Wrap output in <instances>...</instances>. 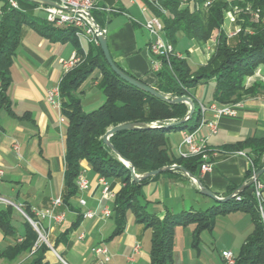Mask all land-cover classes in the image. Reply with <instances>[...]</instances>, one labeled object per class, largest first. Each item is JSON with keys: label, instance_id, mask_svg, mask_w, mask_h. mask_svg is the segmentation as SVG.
<instances>
[{"label": "crops", "instance_id": "obj_1", "mask_svg": "<svg viewBox=\"0 0 264 264\" xmlns=\"http://www.w3.org/2000/svg\"><path fill=\"white\" fill-rule=\"evenodd\" d=\"M16 3L17 9L30 14L32 21L41 23L44 20L41 5L23 0H16ZM104 3L114 10L105 14L106 18L100 19L101 23L98 24L106 29L111 58L130 76L153 86L156 83V72L152 69L149 36L142 27L144 20L152 16V13H142L140 7L143 4H134L131 0H105ZM2 5L3 2L0 1V17ZM214 44V40L198 44L194 54L195 62L204 66L215 50ZM89 46L91 45L82 43L78 47L82 54H86ZM75 52L77 48L69 40H53L41 35L31 26L25 25L22 28L21 40L10 67V84L6 90L10 111L0 105V168L3 171L0 177V198L9 200L10 205L21 216L23 214L15 205L21 210L23 207H30L31 211L43 212L51 209L53 201L63 193L67 122L61 110L49 104L47 92L60 84L64 76L62 62L70 59ZM98 76L99 73L95 70L80 86L79 96H84L88 91L93 98L96 96L93 89H97ZM262 79L263 67L253 77L246 79V85ZM206 85L207 83L199 85L194 90L198 105L214 102V89L211 99L203 102V87ZM101 102L99 97L96 104ZM237 104L236 117H221L215 121V134H211L206 126L199 127V124L195 130L196 138L204 139L206 148L217 153L212 159L213 170L202 173L198 167L195 176L218 198L238 192L248 182L247 172L251 165L249 158L237 155L236 151H230L228 147L246 139L264 138V92L245 97ZM206 119L210 121L212 117L208 115ZM184 132L186 131L166 135L170 151L176 159H180L184 151L181 146ZM260 163L264 164V156ZM80 166L82 176L89 182V189L83 193L78 192L71 201L72 209L63 204L54 208V215L63 214V220L55 222L34 214L40 224V232L52 247L51 249L47 245L49 251L45 253V261L48 264H99L102 256L95 255L92 250L104 247L111 256L106 264H150V248L142 246L148 229L137 223L133 214L129 213L124 231L120 235H114L117 223L111 216L104 218L102 215L105 208L112 215L114 198L123 186L121 181L105 179L113 193L112 198L106 199L102 196L100 176L91 169L87 161H81ZM258 181L264 185V173ZM79 198L85 201V208L79 205ZM139 202L149 214L159 219L166 213L179 215L183 212L205 211L217 204L201 195L197 185L185 174L174 171L162 173L144 185ZM7 206L8 204H0V210ZM85 209L92 211L94 216L83 218ZM22 217L27 220L24 215ZM221 221H225V229L216 230L217 223ZM13 228L14 236H5L0 230L3 236L0 264H24L29 259L31 264L32 256L27 253L14 260L1 257L8 247L14 246L24 235L23 230ZM180 228L178 226L174 229V252ZM185 229L193 236L194 225H188ZM212 230L209 232L215 235L214 241L229 234L234 241L241 242L242 246L252 230L251 217L242 210L218 215ZM136 246L139 249L134 252ZM63 257L70 263H66ZM128 258L132 260L128 261Z\"/></svg>", "mask_w": 264, "mask_h": 264}, {"label": "trees", "instance_id": "obj_2", "mask_svg": "<svg viewBox=\"0 0 264 264\" xmlns=\"http://www.w3.org/2000/svg\"><path fill=\"white\" fill-rule=\"evenodd\" d=\"M0 1L3 2L0 17V105L5 110L10 111L6 96L11 80L10 67L25 25L53 40L71 41L83 59L77 67L64 74L59 84L61 114L67 122L64 187L61 196L64 206L72 209L71 201L78 195L76 180L81 173L80 163L85 160L100 177L118 179L123 184L114 198L111 215L117 223L114 235H120L124 231L127 214L132 213L137 223L143 224L145 229L151 231L150 264H173L176 227L194 225L195 246L202 231H212L215 217L239 210L250 215L252 230L242 244L239 255L235 257V264H264V227L258 203L253 195V185L238 193L240 200L234 197L205 211L183 212L179 215L166 213L159 219L146 211L139 198L142 187L160 174L139 184L132 182L128 169L103 143L104 134L117 125L159 123L160 125L154 128L117 132L109 138V142L115 151L133 166L138 175L178 165L195 176L201 164L200 158L176 159L170 151L166 135L183 131L194 132L200 122L199 110L198 114L195 111L191 119L181 125H164L165 122L181 120L187 114L188 106L183 103H170L124 82L108 66L99 46H89L87 55L83 56L72 30L56 29L45 20H41V23L32 21L27 12L11 8L8 0ZM139 2L148 8L152 16L161 21L164 38L173 48L179 34L202 45L216 33L214 53L204 66L192 71L185 58L161 57L160 70L155 75L156 83L153 86L141 81L142 83L169 99L189 97L194 107L198 105L194 90L210 80H214L213 99L218 104H236L245 97L257 96L264 92V83L256 82L250 87L246 86V79L254 76L259 68H264V0H213L208 6H205L206 0H194L191 6L188 3L184 8L180 0ZM235 6L243 9L249 6L253 13H257L259 20L252 22L249 13L241 14V31L233 36V43L229 44L233 37L228 38L223 30L224 16ZM93 15L99 25L100 19L106 18L102 12H94ZM95 70L99 73L96 78L97 89L105 100L98 108L85 112L78 91ZM228 149L247 152L244 154L251 162L247 172L248 182L253 174L264 167V164L260 163L264 156V138L239 141ZM262 207L264 210V202ZM22 210L32 221L38 222L30 207H23ZM13 211L15 209L11 205L0 210V230L5 236L15 235L12 226ZM47 251V244L39 243V234L24 219L22 239L14 246L8 247L1 257L14 260L27 253L32 256L31 264H48L45 261Z\"/></svg>", "mask_w": 264, "mask_h": 264}, {"label": "built area", "instance_id": "obj_3", "mask_svg": "<svg viewBox=\"0 0 264 264\" xmlns=\"http://www.w3.org/2000/svg\"><path fill=\"white\" fill-rule=\"evenodd\" d=\"M58 7H48L41 6L40 9L44 13V20L47 24L60 29L72 30L73 36L78 42V44L86 43L93 46H99L97 36L98 34L106 35V29L100 27L93 15L94 12H102L106 15L110 14L114 10L108 7L104 0H51ZM182 4H184L187 0H180ZM132 3L137 4L139 0H131ZM210 1L208 0L205 3V6H208ZM8 4L11 8L17 9L16 0H9ZM140 11L142 13L149 12L148 8L145 5L140 7ZM254 16L257 18L258 15L254 13ZM232 20V19H231ZM142 27L147 32L149 36V44L148 48L153 56L152 61V69L154 72H158L160 70V58L169 56H176L178 58H182L179 54H177L168 41L165 40L163 35V25L161 21L155 17L150 16L145 19ZM100 29V32H98ZM241 31L240 28L236 27L233 31H229L227 33L228 37H233L237 35ZM213 53V51H212ZM85 55V53L83 54ZM83 61L82 57L78 52H75L70 59L62 62V70L64 74H67L72 69L77 67ZM264 82V79H262ZM47 101L53 107L61 110V96L59 85L51 88L47 92ZM199 112H200V122L199 127L206 126L211 134H215L217 132V126L215 121L221 117H230L234 118L237 116V108L238 104H229L223 105L213 102L209 105L199 104ZM210 115L212 120L208 121L206 117ZM194 132H184L183 138L181 142V146L184 148L183 153H181V158H191V157H199L201 164L199 165V170L202 173H207L213 170L214 162L212 159L217 155L216 152L209 151L205 146V140H198L196 138ZM237 155L245 156L243 152H236ZM3 175V171L0 168V177ZM254 175V174H253ZM253 177V176H252ZM99 183L102 187V196L106 199L112 198L113 193L111 192L106 180L102 177L99 178ZM76 185L79 193H83L89 189V182L82 176L80 173L77 180ZM253 195L258 203V211L261 216V220L264 227V210L262 207V203L264 202L263 191L264 185L261 184L258 180H255L253 183ZM237 200H240V197L236 196ZM79 205L85 208V201L82 198H79ZM0 202H5L10 205V202L0 198ZM12 206V205H11ZM62 206L61 197L55 199L52 203L51 209L45 210L43 212L32 211L34 214H37L42 219L54 220L55 222H61L64 218L63 214L54 215V208ZM23 211V210H22ZM24 213V212H23ZM25 214V213H24ZM104 218H110L111 211L108 208H105L102 212ZM27 216V215H26ZM83 218H92L94 216L93 212L85 209L82 214ZM27 218H29L27 216ZM30 219V218H29ZM30 221H32L30 219ZM34 227L36 232L40 234L42 238L41 241L48 244L45 236L40 232V224L39 222H34ZM139 249L138 246L134 248V252H137ZM93 253L98 256H102V260L99 264H106L110 261L111 256L108 253L107 249L104 247L94 248ZM221 258L224 264H235V257L231 252L222 251ZM132 258H128V261H131Z\"/></svg>", "mask_w": 264, "mask_h": 264}, {"label": "rangeland", "instance_id": "obj_4", "mask_svg": "<svg viewBox=\"0 0 264 264\" xmlns=\"http://www.w3.org/2000/svg\"><path fill=\"white\" fill-rule=\"evenodd\" d=\"M207 1L208 0H206V2ZM226 1H232V0H226ZM193 2L194 0H187L184 4H182V8H184L188 3L191 6ZM243 13H249L251 15L252 22H258L259 17L256 18L254 16V13L249 6L244 9L238 8V6H235L232 8V10L227 11L224 16L225 20L223 24V30L226 35L229 31L230 32L233 31L234 28L236 27L241 29L239 25V20H240L239 18H240V15ZM241 23H242V20H241ZM56 29H60V28H56ZM213 40L215 41V44H214V48H215L216 47V33L213 34V38L210 41H213ZM232 40H234V37L233 39L229 40V44L233 43ZM197 46L198 44L194 40L189 39L181 34L177 36V43L175 45V49H176L175 51L178 52L182 58H185L187 60V63L192 71H196L200 67L199 63L195 62L194 60L195 49L197 48ZM212 46L213 44L211 45V47ZM86 55L87 53L83 56H86ZM251 77H248V78H251ZM256 82L264 83L263 81H255V82H251L249 86L247 85L246 86L250 87L252 84ZM213 89H214V81L210 80L207 82V85L203 87V93H204L203 102H207L211 99V93ZM93 90L96 93V96L94 98L92 97V95H90L91 94L90 91L85 92L84 96L80 95L81 106L85 112H89V111H92L93 109L98 108L105 100L104 96L98 89H93ZM99 97L102 99V102L100 104L99 103L96 104L97 99ZM195 109H196V114H198V110H199L198 105L195 106ZM3 199L6 200V198H3ZM6 201L10 202L9 200H6ZM0 204L2 206L7 205V203L5 202H0ZM22 216L17 211H13L12 224L14 227H16L19 230L21 229L24 232V217ZM225 225H226L225 221H221L220 223H217L216 230L223 229V228L225 229ZM178 230L179 231H177V236H176L175 252L173 251V264H224L221 258V252L223 250L231 252L234 257H237L242 247L241 242L234 241V239H232L231 235L229 234L227 236L223 235L221 239L214 241L213 239L215 238V235H212V233L209 232L208 230L201 232L199 241L194 246L193 236L188 234L187 229H185V227H181ZM19 233L21 234V232ZM0 236H1L0 237V248H2L3 247V242H2L3 236L1 235V233H0ZM150 237H151V231L148 229L146 239L144 238V240L142 241L143 244L141 243L142 246L145 247L146 245V247L150 248ZM40 242L42 241L39 238V243ZM174 253H175V256H174ZM63 260L66 261V263H70L69 260L65 257H63ZM29 263H30V259L24 264H29Z\"/></svg>", "mask_w": 264, "mask_h": 264}, {"label": "water", "instance_id": "obj_5", "mask_svg": "<svg viewBox=\"0 0 264 264\" xmlns=\"http://www.w3.org/2000/svg\"><path fill=\"white\" fill-rule=\"evenodd\" d=\"M29 3H33V4H37V5H41V6H48V7H58L53 1L51 0H23ZM98 32H100V29H98ZM98 39V43H99V47L100 50L104 56V59L106 61V63L108 64V66L111 68V70L113 71V73H115L121 80H123L124 82L136 87L137 89L148 93L152 96H156L162 100L168 101L170 103L173 104H186L188 106V112L187 114L179 121H170V122H165L163 123L164 125H181L183 123H185L186 121H188L189 119H191V117L194 115L195 113V107L194 104L191 100V98L189 97H172L171 99H169L168 97L164 96L163 94L157 92L155 89H153L152 87L142 83L141 81L133 78L132 76L128 75L124 70H122V68H120L119 66H117V64L113 61V59L111 58V55L109 53L108 50V46H107V38L106 35L104 34H98L97 36ZM160 124L159 123H151V124H144V123H127V124H120L117 125L113 128H110L103 136V143L105 146H107L119 159V161L121 163L124 164V166L128 169L129 174H130V178L131 181L134 183H141L143 180L147 179V178H153L156 177L157 175L161 174V173H165V172H181L183 174H185L190 180H192L198 187L199 189V193L203 196H206L210 199H212L213 201H215L216 203H226L228 201H230L231 199H233L234 197H236L238 195V193L240 191H243L244 189L250 187L251 185H253L255 180H258L261 175L264 173V167L259 170L257 173H255L253 175V177H251V179L249 180V182H247L243 187H241V189H239L238 192L233 193L225 198H218L216 197L212 192H210L207 188H205L200 180L190 174L189 172H187L183 167L178 166V165H172V166H168V167H163L160 168L158 170L155 171H151V172H147L145 174L142 175H138L135 173V170L133 168V166L124 158H122L113 148V146L111 145V143L109 142V138L120 131H132V130H140V129H149V128H154V127H158ZM15 207L17 209L20 210V212L26 217V219L28 220V222L30 223V225L35 229L34 224L32 223V221H30L29 218H27V216L23 213V211L15 205ZM36 230V229H35ZM39 238H42L39 234ZM46 244V243H45ZM51 249V245L47 244Z\"/></svg>", "mask_w": 264, "mask_h": 264}]
</instances>
